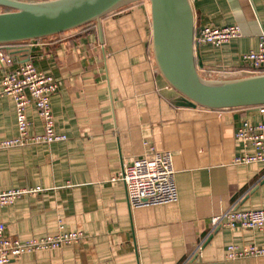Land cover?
I'll use <instances>...</instances> for the list:
<instances>
[{
    "label": "crops",
    "instance_id": "crops-1",
    "mask_svg": "<svg viewBox=\"0 0 264 264\" xmlns=\"http://www.w3.org/2000/svg\"><path fill=\"white\" fill-rule=\"evenodd\" d=\"M197 33L236 25L242 37L196 52L206 79L240 76L242 56L258 48L264 0H191ZM98 26L0 48V83L26 62L55 77V130L67 141L0 150V190L39 189L0 205V223L22 242L60 232L84 238L59 250L26 254L9 264H264L231 261L230 246L264 249L263 230L221 228L211 219L229 209L264 208V164L233 165L255 150L236 139L244 121L264 122L259 109L181 108L153 53L150 5L139 3ZM31 135L44 133L36 108L26 110ZM18 136L16 105L0 98V141ZM149 148L174 156L179 201L131 209L125 165Z\"/></svg>",
    "mask_w": 264,
    "mask_h": 264
},
{
    "label": "built area",
    "instance_id": "built-area-1",
    "mask_svg": "<svg viewBox=\"0 0 264 264\" xmlns=\"http://www.w3.org/2000/svg\"><path fill=\"white\" fill-rule=\"evenodd\" d=\"M28 1V0H25ZM242 37L241 29L236 25L224 27H205L198 32L195 42L201 45L221 47L231 40ZM6 57L0 52V62ZM247 67L241 69V77L255 76L264 73V32L260 35L258 48L242 56ZM59 84L54 76L39 71L33 62L21 65L16 71L6 75L0 83V98L10 97L16 105L18 136L0 141V150L24 148L31 145L48 144L67 141V136L55 130V117L51 105V97L58 91ZM33 105L43 121L44 133L31 135L26 110ZM264 114V107L260 108ZM236 139L242 141L244 148L252 147L253 154L245 153L234 157L233 165L264 164V122L253 125L244 121L237 129ZM176 170L174 156L169 151H156L149 148L148 153L129 165L114 179L125 184L128 203L133 210L165 206L179 201V191L175 180ZM39 189L0 190V205H13L24 195H34ZM218 228H241L246 230H263L264 208L242 211L229 209L215 215L211 219V232ZM84 235L79 232H60L43 238H35L26 242L8 236L6 226L0 223V264H9L26 254L41 251L59 250L63 247L79 243ZM264 249L254 246H230L226 258L231 261L246 258H262Z\"/></svg>",
    "mask_w": 264,
    "mask_h": 264
},
{
    "label": "water",
    "instance_id": "water-1",
    "mask_svg": "<svg viewBox=\"0 0 264 264\" xmlns=\"http://www.w3.org/2000/svg\"><path fill=\"white\" fill-rule=\"evenodd\" d=\"M149 2L153 53L181 108L209 111L264 107V74L229 80L204 78L198 68L191 0H0V46L30 42L102 20L130 5ZM220 228L214 231L218 233Z\"/></svg>",
    "mask_w": 264,
    "mask_h": 264
},
{
    "label": "trees",
    "instance_id": "trees-1",
    "mask_svg": "<svg viewBox=\"0 0 264 264\" xmlns=\"http://www.w3.org/2000/svg\"><path fill=\"white\" fill-rule=\"evenodd\" d=\"M38 1H43V0H38ZM142 3L149 4V2H142ZM137 4H139V3H137ZM134 5H136V4H134ZM134 5H130V6L126 7V8H124V9L132 7ZM124 9H122V10H124ZM122 10H120V11H122ZM9 11H10L9 9L0 7V13L9 12ZM120 11H118V12H120ZM115 13H117V12H115ZM96 26H97V24L95 22H93V23H90V24L85 25L83 27H80L78 29H75V30H72V31H69V32H65V33H62V34H59V35L51 36V37H48V38H44V39H54V38L62 37V36L68 35L70 33L81 32V31L87 30L89 28H94ZM39 40H43V39H39ZM24 43H27V42H19V43H13V44H9V45H2V46H0V48H5V47L15 46V45H21V44H24ZM229 110H235L236 111V110H242V109H227V110H223V111H229Z\"/></svg>",
    "mask_w": 264,
    "mask_h": 264
},
{
    "label": "rangeland",
    "instance_id": "rangeland-1",
    "mask_svg": "<svg viewBox=\"0 0 264 264\" xmlns=\"http://www.w3.org/2000/svg\"><path fill=\"white\" fill-rule=\"evenodd\" d=\"M236 78H242L241 76H228V77H225V78H219V79H212V80H229V79H236Z\"/></svg>",
    "mask_w": 264,
    "mask_h": 264
}]
</instances>
